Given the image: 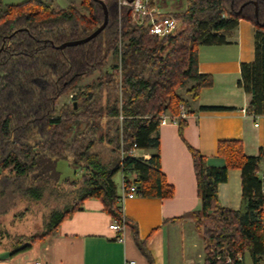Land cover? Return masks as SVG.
Returning a JSON list of instances; mask_svg holds the SVG:
<instances>
[{
  "label": "trees",
  "instance_id": "16d2710c",
  "mask_svg": "<svg viewBox=\"0 0 264 264\" xmlns=\"http://www.w3.org/2000/svg\"><path fill=\"white\" fill-rule=\"evenodd\" d=\"M104 3L108 10L104 31L88 43L62 49L64 43L84 39L104 23L101 3L81 0L78 6L57 10L51 0L19 4L0 0V216L7 212L1 203L4 197L20 195L39 201L49 189L61 186H70L77 196L71 208L52 214L43 233L11 250L12 256L56 234L86 199L96 198L114 219L125 221L140 252L149 264H155L138 225L122 213L115 176L121 172L126 184L128 178L135 177L139 197L174 196V187L161 167V117L179 116L181 105L190 114L189 103L198 100L203 88L212 87L213 77L199 72V49L225 44L240 20L251 22L256 34L255 60L241 66L238 86L251 97L248 110L264 115V0H187L185 10L172 15L180 20L181 30L166 39L136 26L130 8L120 0ZM111 56V71L105 70ZM96 72H100L99 83L70 93ZM102 86H112L117 93L114 107L98 108L93 91ZM185 88L187 99L180 94ZM67 93L73 96L72 103L58 109V100ZM119 116L123 117L128 148L136 144L140 150L152 152L149 159L128 157L121 161L116 147L105 159L97 149L107 140L114 144L120 122L113 136L110 132L98 135L104 131L106 117L112 131L110 122ZM186 126L187 119H180L181 138ZM188 148L202 207L176 220L195 219L205 245L203 264H226L229 257L233 264H244L246 254L253 264H261L264 194L259 173H264V147L258 156H248L242 141H220L217 154L225 159V167H210L199 150ZM60 160H67L76 175L80 171L79 178L63 179L57 169ZM232 169L241 171L239 210L224 207L218 197V186L227 182ZM6 236L0 226V239ZM237 254L243 256L242 261L237 260Z\"/></svg>",
  "mask_w": 264,
  "mask_h": 264
},
{
  "label": "crops",
  "instance_id": "0c3cea01",
  "mask_svg": "<svg viewBox=\"0 0 264 264\" xmlns=\"http://www.w3.org/2000/svg\"><path fill=\"white\" fill-rule=\"evenodd\" d=\"M51 1L56 9H61ZM66 1L68 6L73 4L71 0ZM160 3L161 0H154L161 11L174 12L169 4ZM255 34L256 28L251 22L240 20L225 44L200 47L199 72L211 75L214 84L203 88L198 100L189 103L191 112L183 138L179 136L178 125L159 128L162 172L174 187V196L169 199L136 196L123 205L124 216L138 225L140 238L146 242L155 264L204 263L205 245L195 227V219L176 220L202 207L188 145L199 150L210 167L226 166L225 159L217 154L222 140L242 141L248 156H258L260 148L264 147V115L256 116L248 110L251 97L238 86L241 66L255 60ZM208 107L225 109L210 111L205 109ZM138 153L149 159L152 152L140 150ZM218 197L224 207L241 208L240 170H229L227 182L218 186ZM113 221L99 199L88 198L61 223L56 234L16 256H12L10 250L3 251L0 264H34L36 261L44 264H149L138 249L130 227H126L122 242L116 240V234L109 229Z\"/></svg>",
  "mask_w": 264,
  "mask_h": 264
},
{
  "label": "rangeland",
  "instance_id": "374dc122",
  "mask_svg": "<svg viewBox=\"0 0 264 264\" xmlns=\"http://www.w3.org/2000/svg\"><path fill=\"white\" fill-rule=\"evenodd\" d=\"M4 2L6 4H18L21 3L22 0H4ZM54 2L56 4V7L59 6V8L61 9L68 6L66 0H54ZM70 3L78 6L80 4V0H71ZM160 4H169V7H171V9L174 11L171 14L173 15L176 12L185 10L187 6V0H161ZM112 62L113 56L109 58L107 65L108 67H106L105 70L110 69L111 71ZM99 82L100 72H96L94 75L84 78L70 93L75 94L80 90H84L89 85L94 86L95 83ZM70 93H67L65 96L61 97L58 100V109L61 108L64 104L72 103L73 98L71 97ZM93 93V97L97 99L98 108L102 107L106 109L107 107H114L116 105V103L114 102L116 100L117 93L113 90L112 86H110L109 88L106 86H102L98 89V91H93ZM180 94L187 99L186 88L180 89ZM104 115H107V112L104 111ZM108 120L109 119L106 117L103 122L104 131L102 133H99L98 136H100L101 134L107 135V132H110V135L113 136L119 124V120L115 118V120H112V122H110L111 124H113V127L111 126L113 128L112 131L109 130V126L107 124ZM118 143L119 134L116 137L113 145L109 144L107 140L99 144L97 146V149L103 153L106 159L110 157V154L112 153V147H116L120 158ZM57 169L63 179L79 178V176L81 175L80 171H78L77 175L75 174V170L71 167L70 163L67 160H60L57 163ZM115 182L119 185V187H121V172L116 174ZM73 191V188H71L70 186H61L57 190L49 189L44 194V197L39 201L28 200L20 195L7 197L6 199L4 197L3 199H1V203L3 204L4 209L7 210V212L3 213L0 216V226L7 232V236L6 238L0 239V253L7 250L11 251L17 246H20L27 242L31 236L43 233L53 213L63 212L66 209L71 208L76 203L77 196H75ZM202 247H204L203 244ZM244 264H253L249 254L245 255Z\"/></svg>",
  "mask_w": 264,
  "mask_h": 264
},
{
  "label": "built area",
  "instance_id": "2783aa9c",
  "mask_svg": "<svg viewBox=\"0 0 264 264\" xmlns=\"http://www.w3.org/2000/svg\"><path fill=\"white\" fill-rule=\"evenodd\" d=\"M105 1V0H102ZM120 4L122 6L130 8L131 20L132 22L140 27L147 29L149 33L159 39H166L172 36H175L181 30V22L179 19L175 18L171 14H167L157 8L151 0H134L132 3L127 0H120ZM73 97V96H71ZM189 117V113L186 108L181 105L180 106V115L179 116H171L168 114H164L161 117L160 127L167 125H178L180 119H187ZM120 122V131H119V143L118 149L120 154L121 161H124L128 157L133 158H143L146 159V155L139 154L140 149L133 145L132 148H128L127 142L124 137V129H123V117L119 116ZM261 179L263 180V194H264V173H259ZM135 177L128 178V183L126 184L124 179L122 178L121 185V197H120V205L123 213V205L129 200L133 199L137 196V187L134 185ZM124 215V214H123ZM127 225L125 221H114L110 224L109 229L116 234V240L122 242L124 240V233ZM237 260L242 261L243 256L241 254L236 255ZM220 259V257H218ZM34 264H44L42 261H36ZM128 264H136L135 262H129ZM226 264H233L232 259L229 257L226 260ZM264 264V261L261 263Z\"/></svg>",
  "mask_w": 264,
  "mask_h": 264
},
{
  "label": "water",
  "instance_id": "95a60500",
  "mask_svg": "<svg viewBox=\"0 0 264 264\" xmlns=\"http://www.w3.org/2000/svg\"><path fill=\"white\" fill-rule=\"evenodd\" d=\"M95 1L101 3L102 6H103L104 13H105L104 23L98 29H96L91 35H89L88 37H86L84 39H81V40H77V41L66 42L63 45H61L60 48L64 49V48H67V47H73V46H78V45H81V44H84V43H88L91 40H93L94 38H96L97 36H99L104 31V29L106 28V26L108 24V10H107V7H106L104 1H102V0H95ZM127 1L132 3L134 0H127Z\"/></svg>",
  "mask_w": 264,
  "mask_h": 264
}]
</instances>
